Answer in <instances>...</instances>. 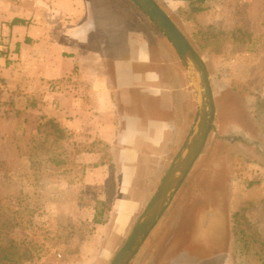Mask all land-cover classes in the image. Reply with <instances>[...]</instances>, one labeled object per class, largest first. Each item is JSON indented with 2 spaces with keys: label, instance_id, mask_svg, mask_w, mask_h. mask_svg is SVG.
<instances>
[{
  "label": "rangeland",
  "instance_id": "1",
  "mask_svg": "<svg viewBox=\"0 0 264 264\" xmlns=\"http://www.w3.org/2000/svg\"><path fill=\"white\" fill-rule=\"evenodd\" d=\"M11 1L29 10L37 4ZM181 1L174 8L158 0L208 67L215 116L202 153L129 264H264V0ZM7 45L0 41V53L9 54ZM44 99L31 82L0 77V264L59 253L64 264H111L170 168L128 233L74 217L72 135ZM197 115L198 107L190 135Z\"/></svg>",
  "mask_w": 264,
  "mask_h": 264
},
{
  "label": "crops",
  "instance_id": "2",
  "mask_svg": "<svg viewBox=\"0 0 264 264\" xmlns=\"http://www.w3.org/2000/svg\"><path fill=\"white\" fill-rule=\"evenodd\" d=\"M0 41L9 52L0 77L41 89L50 116L72 135L69 182L80 204L72 215L128 233L190 136L196 76L133 0H37L34 10L0 0Z\"/></svg>",
  "mask_w": 264,
  "mask_h": 264
},
{
  "label": "water",
  "instance_id": "3",
  "mask_svg": "<svg viewBox=\"0 0 264 264\" xmlns=\"http://www.w3.org/2000/svg\"><path fill=\"white\" fill-rule=\"evenodd\" d=\"M133 1L171 41L189 73L198 78L199 110L191 135L111 264H129L142 247L202 153L215 116V99L211 77L202 57L155 0Z\"/></svg>",
  "mask_w": 264,
  "mask_h": 264
},
{
  "label": "built area",
  "instance_id": "4",
  "mask_svg": "<svg viewBox=\"0 0 264 264\" xmlns=\"http://www.w3.org/2000/svg\"><path fill=\"white\" fill-rule=\"evenodd\" d=\"M53 87L59 88L57 85H53ZM37 264H64V257L63 254L59 253L56 257L52 260H44L38 262Z\"/></svg>",
  "mask_w": 264,
  "mask_h": 264
},
{
  "label": "trees",
  "instance_id": "5",
  "mask_svg": "<svg viewBox=\"0 0 264 264\" xmlns=\"http://www.w3.org/2000/svg\"><path fill=\"white\" fill-rule=\"evenodd\" d=\"M193 10L194 11H197V12L198 11H203L204 10V7H194ZM20 22H23V20L20 19V18H14L13 21H12L13 24H17V23H20ZM5 54L6 53H0V56H5ZM94 220H95L96 223H101L102 222V220L100 219V217H97V216L95 217Z\"/></svg>",
  "mask_w": 264,
  "mask_h": 264
}]
</instances>
